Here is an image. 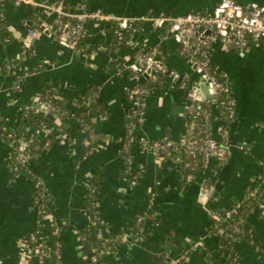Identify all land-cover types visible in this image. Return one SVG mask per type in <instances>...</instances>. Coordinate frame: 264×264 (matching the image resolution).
Wrapping results in <instances>:
<instances>
[{"label":"crops","instance_id":"obj_1","mask_svg":"<svg viewBox=\"0 0 264 264\" xmlns=\"http://www.w3.org/2000/svg\"><path fill=\"white\" fill-rule=\"evenodd\" d=\"M53 3L54 0H39ZM77 6L76 1L68 0ZM220 0H88L90 9L123 18H134L151 13L185 15L190 12L211 13ZM248 6H264V0H238ZM40 11L30 5L8 4L0 29V119L16 125L26 103L36 100L45 80L61 88V98L67 100L69 112L78 99L91 87L100 86L99 102L109 110L108 117L93 121L96 144L93 154L83 147V135L77 118L54 119V144L44 151L33 173L39 176L53 199L49 206L50 219L62 225L63 264H96L94 253L80 244L81 233L88 225L85 213L86 185L89 179L100 176V209L109 233L129 229L140 212L152 214L160 221L143 244L123 242L116 255L108 256V264H155L164 251L171 258L184 252V264H204L196 244L211 225L212 211H223L237 204L250 180L262 173L264 162V47L251 48L244 53L228 51L221 42L214 44L211 59L224 75L234 93L239 123L232 136V157L215 175L211 170L197 174L185 183L180 169L174 164L158 166L151 150L132 149V173L143 170L141 179L131 184L125 177L121 157L126 136V120L133 104L128 89L133 86L130 75L118 76L110 68L112 60L132 56L129 47L103 53L76 54L47 35L27 40L31 16ZM33 24V23H32ZM91 45H111L112 37H102V26L88 23ZM31 28V27H30ZM10 32L11 39L2 40L1 32ZM161 32L146 29L138 40L146 48L161 46L160 59L166 68L196 81L190 62L182 57L173 40L161 43ZM34 46V48H32ZM19 57L21 71L7 74L1 71L6 62ZM47 62L45 71H35L36 62ZM31 72L24 76L23 72ZM160 79V80H159ZM163 79V80H162ZM143 84L148 80L142 79ZM162 80V81H161ZM165 81V82H164ZM154 88L145 98V114L138 137L145 142L165 139L177 141L187 131L189 120L196 114L192 90L171 89L169 80L157 74ZM10 146L0 140V264H20L25 240L37 227L33 207V183L16 174L10 163ZM222 180V181H221ZM208 191L218 187L214 200L201 197L199 187ZM150 222V221H148ZM258 252L247 242H238L235 250L239 264H264V219L251 218ZM131 238V237H130ZM214 252L217 239L208 237L204 243Z\"/></svg>","mask_w":264,"mask_h":264},{"label":"built area","instance_id":"obj_2","mask_svg":"<svg viewBox=\"0 0 264 264\" xmlns=\"http://www.w3.org/2000/svg\"><path fill=\"white\" fill-rule=\"evenodd\" d=\"M2 1V0H0ZM15 6L30 5L37 8L40 12L39 27L29 28L27 33V40L40 38L45 34V31H49L50 38L56 42L66 46L76 54H83L85 51L78 49L79 45L84 44L87 48L90 44V32L88 30V23L95 22L102 26V37H111V33L115 36L118 46L129 47L133 54L132 56L124 59L122 63H118L114 66L115 74L122 76L125 74L130 75V80L133 82V86L128 89V99L133 104L132 112H134L136 121L130 124L129 133L132 138L130 140L131 150L135 147H139L142 150H151L155 155V162L158 166H163L166 163H172L178 168L185 166L191 167V164L185 163L181 153L174 157H167L169 153L165 152V145L159 141L145 142L138 137V132L144 121L145 114V98L147 97V91L142 88L145 75L149 79L155 80L157 74H162L167 77L170 83L171 89L192 90L195 97V91L193 86L204 82L208 85L209 93L215 97V102L212 104L213 109L208 111L204 108V101H195L196 114L200 115L205 120L204 137L191 136L186 138L187 134L183 135V139L179 141L181 148L188 152L191 159L195 161L201 159L205 171L211 170L215 175L219 174L218 162H226L232 154L234 145L229 144L231 137V130L237 119V107L234 97V93L229 84L228 79L221 74L217 66L211 59V51L217 42H221L225 45L228 51H234L237 53H244L251 48L264 47V6L258 4H251L244 6L239 3L238 0H220L216 8L211 13L202 12H190L185 15H171L167 13H149L134 18H123L115 15H110L102 10L87 11L85 4H80L75 10L66 9L62 4L42 3L39 0H11ZM88 3V0H84ZM3 11L0 10V17L4 18ZM66 18L74 20L73 25H69L65 22ZM151 28L154 31L161 32V43L168 40H173L178 44L180 48V54L187 59L193 66L194 73L198 76L196 81H193L188 76L179 77L177 73L170 71L166 68L164 62L160 59L161 46L146 48L142 42L138 40L141 35H144L146 29ZM200 30H203L200 32ZM210 31L209 34L206 32ZM126 35L129 39L126 40ZM88 53L96 54L103 53L106 48L103 44L99 45L95 50H87ZM116 50L115 52H118ZM21 59L19 57L10 60L7 65V74H16L20 72ZM119 60H112L110 62H118ZM48 64V63H47ZM24 76H29L31 72L22 71ZM221 77V78H220ZM165 82V81H164ZM100 91L94 95V99L98 100ZM39 98V95H38ZM223 99L221 103L225 115L223 112L219 113L216 110L217 101ZM38 100V99H37ZM88 106L89 103H86ZM84 104V105H86ZM39 106H44L48 109V114L52 117L54 109L46 103H41ZM38 106V107H39ZM37 107V108H38ZM77 111L70 112L72 118H77L80 123L81 132L83 135V147L87 154H93L96 144L93 138L92 125L83 123L79 120L80 117L89 115L88 108H82L78 102L74 106ZM34 112H38L35 107H32ZM22 115V114H21ZM108 117V116H99ZM53 128H44L36 132V136L48 135L52 132ZM32 141H25L23 139H14L10 144V149L13 146L16 148L17 160L20 166L29 167L30 164V149ZM50 144V142H47ZM176 143L169 142L166 146H175ZM178 144V143H177ZM48 145V144H47ZM178 147V146H177ZM200 157V158H199ZM263 166V163H262ZM17 171V168L15 169ZM143 170L139 169L137 172L131 175H137L136 181L130 183L135 185L142 176ZM196 175H189L187 177L182 176L183 181L186 180L190 183L194 180ZM251 187L257 185L264 187V173L256 176L250 180ZM34 189H38L37 193L46 195V189L41 188V183L33 185ZM90 190L91 186L87 183L86 190ZM257 195V191L253 196ZM261 201L258 206L251 209L250 218L257 217L258 219H264V196L261 197ZM239 203V202H238ZM33 207L36 213L42 215L38 222L39 228L35 229L25 240L23 255L21 257L20 264H47L44 257L48 256L46 247L49 244L51 236L61 238L60 224L50 219V210H43L39 206V200L35 197L33 199ZM50 208V207H49ZM85 213L88 216V227L92 231L100 236H106L109 234V230L105 226V222L96 223L91 220L88 210L85 208ZM225 213V217L222 218L221 213ZM210 216L215 221H221L226 226H231L236 231L241 229H247L248 224L246 221L241 220L239 223H234L231 219V212L218 211L211 212ZM155 217L152 214H145L144 218H139L138 221H150L154 222ZM53 229L54 231H52ZM242 234V233H241ZM127 234L122 237V243L130 240ZM243 237V235L241 236ZM116 242V240H111ZM238 240L235 242V245ZM81 244V236H80ZM118 244V243H117ZM120 244V243H119ZM57 248L55 254L62 258V243H55ZM83 247V245L81 244ZM116 245L112 251H101L97 253L95 250H91L96 259V264H104V261L108 256L116 255L118 247ZM204 247L202 242L196 244V248L200 251ZM84 248V247H83ZM167 264H182L184 258H171L167 255ZM102 260V262H101ZM63 261V260H62ZM107 262V261H106Z\"/></svg>","mask_w":264,"mask_h":264},{"label":"trees","instance_id":"obj_3","mask_svg":"<svg viewBox=\"0 0 264 264\" xmlns=\"http://www.w3.org/2000/svg\"><path fill=\"white\" fill-rule=\"evenodd\" d=\"M68 0H54L55 4H62L65 6L66 9L75 10L77 6L80 4H85L87 6V11H91L90 5L84 1H76L77 6L74 7L73 4L69 3ZM8 4H14L11 0H2L0 1V10L3 12L5 11V8ZM40 13L33 14L31 16L32 26L31 28L39 27V17ZM65 22L68 23L70 26L74 24V20L70 18H66ZM4 25V19L0 17V29ZM2 40L5 41L8 38L11 39L10 32L7 30H4L1 32ZM112 37V43L111 45H104L106 48V51H116L118 49L125 48V46H118L117 40H115V36L113 34V31L110 35ZM129 39V36L126 35V40ZM97 45H90L88 48L86 45L81 44L79 45L78 49L87 51V50H95L97 49ZM118 63H122V60H119L118 62L111 63L109 66L110 68H114V66ZM9 62H6L4 65L1 66V71L6 72L7 65ZM46 64L47 62L43 61H37L36 62V69L35 71H45L46 70ZM221 78V77H220ZM160 80V79H159ZM163 80V79H162ZM161 80V81H162ZM144 88L148 95L151 93L152 88H154V84L151 80H148V82L141 86ZM100 91V86L91 87L89 91H87L84 95H82L78 99V104L82 108H88L89 115L80 117L79 120L83 123L93 124V121L96 120L99 116H108L109 110L104 108L101 103L99 102V99H94V95ZM61 88L57 85H55L50 80H45L40 88L39 91V98L37 97L36 100L30 101L29 103H26L24 106V109L22 110V115L20 117L19 122L16 125H12L9 122L0 119V140L10 144L12 140L14 139H23L27 142L32 141L31 143V149H30V164L31 166L37 165L38 161L40 160V156L44 151L50 150L54 144V130L50 132L46 137L44 136H36V132L39 130H42L44 128L50 127L53 128L54 119H70L72 118V114L67 109V100L65 98H61ZM223 102V99H219L217 101L216 110L221 113V111L225 115V111H223L221 103ZM41 103H46L47 105L51 106V108L54 109L53 116L51 117L48 113L40 110L37 108ZM86 103H89L90 106H88ZM86 104V105H84ZM32 107H35L38 112H34ZM221 111H220V109ZM204 108L208 111H211L213 109L212 104L205 103ZM136 121V117L134 112L130 113V116L127 117L126 120V136L124 141V147L122 150L121 157L123 159V163L125 166L124 174L125 177H130L131 181H136L137 175H131L132 172V161H133V155L131 150V143L130 140L132 138L131 134L129 133L130 124ZM236 122V121H235ZM204 126H205V120L202 118V116L197 115L189 120L187 131L189 130L190 133L186 137H204ZM186 131V134H187ZM235 124L232 127L231 130V137L235 135ZM229 139V144L234 145L232 138ZM183 139L181 137L177 141H174L172 139H165L161 142L165 145V152L169 153L167 154L171 157H174L175 155H178L179 153L182 154L184 158L185 163H189L192 166L186 168L184 165L181 166L180 174L181 176L187 177L189 175H196V174H202L205 172V169L203 167L201 159L194 160L191 159L188 155V152H185L183 148H181L179 141ZM47 142H50L47 143ZM169 142L176 143L175 146L167 147L166 145ZM153 143V142H152ZM178 143V144H177ZM48 144V145H47ZM178 146V147H177ZM200 158V157H199ZM10 163L12 166L13 171L16 174H19L20 176L26 178L27 180H30L33 185L36 183H41V188L45 187V184L43 180L37 176V174L33 173L32 170L29 167H23L19 165V162L17 160V152L16 148L13 146L11 149L10 154ZM226 162H218V170L219 172L223 169ZM17 168V171L15 169ZM262 172L264 173V162L262 166ZM100 176H96L94 178L91 177L89 179L88 184L91 186V189L86 190V204L85 208L88 210L91 220L96 223H103L104 220L102 218V211L100 209V205L102 202V198L100 195ZM185 183L186 180H184ZM257 191V195L253 196L254 192ZM38 189H34L33 193V199L36 197L39 200V206L43 210H49V206L52 204L53 199L48 194L46 190V195H41L40 193H37ZM264 196V187L257 185L255 187H251L248 185L244 189V195L243 198L239 201V203L231 206L230 208L224 210L225 212L229 211L231 212V219L234 223H239L241 220L246 221L248 224L247 229H241L240 225V231H236L231 226H226L221 221H215L211 218V225L209 228H206L204 237L198 241L205 243V239L208 237H215L217 239V250L214 252L213 250L209 249L205 244L204 247L201 250L202 257L204 260V264H239V257L235 250V242L238 240L244 241L252 245L258 252H261V247L257 244L255 241V235L253 231V227L251 225V213L250 210L257 207L258 203L261 201V197ZM218 212V210L213 211ZM144 212H140L136 215L135 219L133 220L131 227L129 229L130 232V242L134 244H143L146 242L153 229L157 227V225L160 223V221H154V222H148V221H138L139 218L145 217ZM222 218L225 217V213H221ZM38 221L41 220L42 215H39L36 213ZM107 227V225H105ZM61 229L60 232L62 234L63 226L60 225ZM39 228L38 222L36 229ZM108 228V227H107ZM54 231L53 229H51ZM242 233V234H241ZM243 235V237H241ZM126 236L124 232L119 233H109L105 237L100 236L96 233V231H92L88 226L85 228V230L81 233V244L85 249L89 250H95L97 253L101 251H112L116 245H121L122 240L121 238ZM111 240H116V242H111ZM61 242V238L51 236L48 246L46 247V251L48 253L47 257H44V260L47 264H63L62 258L60 256H57L55 254L57 248L55 246V243ZM118 243V244H117ZM120 243V244H119ZM263 251V250H262ZM187 253L184 252L183 255H180L179 258H184V255ZM167 253L164 251L159 253V256L156 258L155 264H167ZM102 262V260H101ZM104 264H108L106 261H104ZM182 264H184V260L182 261Z\"/></svg>","mask_w":264,"mask_h":264},{"label":"water","instance_id":"obj_4","mask_svg":"<svg viewBox=\"0 0 264 264\" xmlns=\"http://www.w3.org/2000/svg\"><path fill=\"white\" fill-rule=\"evenodd\" d=\"M28 26L29 28L32 26V23L29 22L28 23ZM203 30H200V32H202ZM207 34L210 33V31H207L206 32ZM45 34L46 35H49V31H45ZM32 48H34V46H32ZM145 78L148 79V76L145 75ZM193 90L195 91V101H204L206 103H214L215 102V97L212 96L209 91H208V85L204 82H201L199 84H195L193 86ZM40 110L44 111V112H48V109L44 106H39L38 107ZM239 115L237 116V119H236V122H235V125H238L239 123ZM235 132V135H236V130L234 131ZM234 137V135H233ZM234 143H236L235 141H233ZM232 157V155H231ZM222 181V180H221ZM218 187L216 186L215 189L211 190V191H208L206 188H205V185L203 186H200L199 187V192H200V195L202 198L204 199H210V200H214L217 196V193H218Z\"/></svg>","mask_w":264,"mask_h":264},{"label":"rangeland","instance_id":"obj_5","mask_svg":"<svg viewBox=\"0 0 264 264\" xmlns=\"http://www.w3.org/2000/svg\"><path fill=\"white\" fill-rule=\"evenodd\" d=\"M39 95V94H38ZM38 97V96H37ZM37 99V98H36Z\"/></svg>","mask_w":264,"mask_h":264}]
</instances>
